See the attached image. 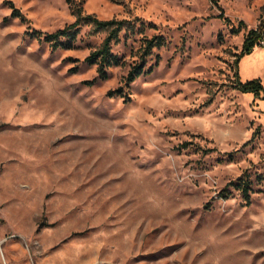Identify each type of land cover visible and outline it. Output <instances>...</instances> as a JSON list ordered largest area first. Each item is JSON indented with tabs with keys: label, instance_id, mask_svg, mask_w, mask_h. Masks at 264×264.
Instances as JSON below:
<instances>
[{
	"label": "rangeland",
	"instance_id": "374dc122",
	"mask_svg": "<svg viewBox=\"0 0 264 264\" xmlns=\"http://www.w3.org/2000/svg\"><path fill=\"white\" fill-rule=\"evenodd\" d=\"M79 7L134 24L106 76L86 60L106 31L82 22L57 48L32 35ZM261 18L264 0H0V261L264 264L263 46L237 64L263 88L234 85ZM154 34L152 70L127 84Z\"/></svg>",
	"mask_w": 264,
	"mask_h": 264
},
{
	"label": "trees",
	"instance_id": "16d2710c",
	"mask_svg": "<svg viewBox=\"0 0 264 264\" xmlns=\"http://www.w3.org/2000/svg\"><path fill=\"white\" fill-rule=\"evenodd\" d=\"M78 16L75 21L60 27L54 31H41L35 29L32 32L33 36L44 39L51 43L54 47L67 46L71 47L74 44V41L77 37V34L80 30V24L90 23L95 28V30L106 31V35L101 43V45L92 50L87 56L86 60L92 63H97V69L101 76H106L107 66L111 64H118L120 58L112 52V43L113 40L119 37L120 32L123 29L134 28V24L126 18H100L95 13H82V8L78 9ZM13 14H17L23 17V13L18 9L13 10ZM218 16L221 17L227 24L232 27V30L237 32L242 30L246 26L244 19H239L236 23L230 16L225 14V11L222 9ZM165 39L161 34H154L151 37L146 38L144 45L141 47L140 59L134 63L133 66L129 69L126 75V83L129 84L141 73L152 70V65L145 68L147 63V58L149 54L152 53L154 47H160L165 44ZM261 45L264 47V19L261 18L258 24L254 27H251L247 30L242 48L236 54L234 59L235 72H234V85L243 90V91H254L256 94L259 93L258 90L263 88L259 78H253L247 81H242L240 79L237 64L239 59L247 53L253 51L257 46ZM120 90V89H119ZM251 180L246 179L241 185L244 197L250 200L251 198ZM227 195V193L225 194Z\"/></svg>",
	"mask_w": 264,
	"mask_h": 264
},
{
	"label": "bare ground",
	"instance_id": "6f19581e",
	"mask_svg": "<svg viewBox=\"0 0 264 264\" xmlns=\"http://www.w3.org/2000/svg\"><path fill=\"white\" fill-rule=\"evenodd\" d=\"M0 264H3V263L0 261Z\"/></svg>",
	"mask_w": 264,
	"mask_h": 264
}]
</instances>
